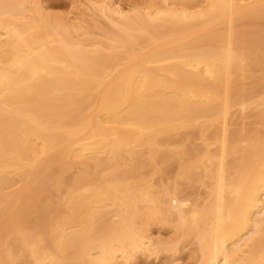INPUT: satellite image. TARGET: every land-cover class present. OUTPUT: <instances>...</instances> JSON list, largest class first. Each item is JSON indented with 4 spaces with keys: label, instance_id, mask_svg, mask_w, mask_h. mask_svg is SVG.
I'll use <instances>...</instances> for the list:
<instances>
[{
    "label": "bare ground",
    "instance_id": "6f19581e",
    "mask_svg": "<svg viewBox=\"0 0 264 264\" xmlns=\"http://www.w3.org/2000/svg\"><path fill=\"white\" fill-rule=\"evenodd\" d=\"M71 6L0 0V264H136L188 238L193 264H264V89L240 81L264 64V0ZM193 127L192 156L174 140ZM175 159L155 193L146 170ZM195 175L200 202L177 181ZM165 188L191 202L186 223L152 204Z\"/></svg>",
    "mask_w": 264,
    "mask_h": 264
},
{
    "label": "rangeland",
    "instance_id": "374dc122",
    "mask_svg": "<svg viewBox=\"0 0 264 264\" xmlns=\"http://www.w3.org/2000/svg\"><path fill=\"white\" fill-rule=\"evenodd\" d=\"M42 3V6L44 7V9L46 10V12L48 14L54 15V16H66L68 14V12H70L72 10V6H71V0H40ZM121 5H124L126 7H130V8H134L137 6H141L142 4H144L146 2V0H117ZM245 29V27H244ZM261 71L256 70L253 73V80L251 82H248L250 80H245V79H240V81L244 84V88L249 90L252 93V96H256L258 97V94L261 90L264 89V64L262 65V67L260 68ZM246 112L249 113V117L248 119H246L244 121V127L245 129L252 133L257 131V129H260L261 131H263L262 128H259V125L256 124L258 120V118L255 116L256 114V110H247ZM234 116H236V112L234 114ZM234 124L238 123L239 120H236L235 118L233 119ZM232 125V124H231ZM242 124L238 123L236 125H232L229 127V131L230 132H234L236 129L239 128V126H241ZM181 132H186L188 134L191 135V139L189 141H184L180 136H175V140H174V147H180L182 145L186 144V147L191 150L194 151L193 155L198 154V150L197 148L199 147V145H201V140H200V128L199 127H193V128H189L186 129L184 131ZM173 149V148H170ZM211 149H213V147H211ZM191 160L188 159V156H184L183 157V161L184 163H189ZM178 166H179V162L175 159V160H171L168 164L165 165V169H166V173L164 175H154L153 169L149 168L148 170H146V173L144 175V177H146L147 179H151L150 183L153 185L154 183H159L160 180H162L163 182L166 183H171L173 180H175L177 174H178ZM112 170V169H110ZM78 171V169H74L71 170L70 172H68L65 177L70 179L74 173H76ZM201 176L199 175V178ZM197 177V175L193 176L190 179H183V180H179L177 179V181H179V183H181L183 186L182 189H184V192L181 194V196H186L187 194L190 195V197L195 198L198 202L201 201V199L204 197V187L202 184V179H199ZM188 187H187V186ZM185 186V188H184ZM154 191L155 193H159L161 192L162 188L160 186H155V184L153 185ZM151 234L154 236V238H156L159 236V238L164 239L166 241H169L173 238V232L172 229L169 227H161L159 224H155L151 227ZM192 239L188 238L185 239L183 242L179 243V246L177 248V255L175 253V255H171L169 254H162L160 255V260L156 259L157 261L153 260V259H146L143 257H139L136 264H170V262L175 259L179 261V264H193V258H189L191 257V250L193 249V245H191L190 241ZM186 243L188 245H186ZM182 247H184L183 249H181ZM180 249V252H179ZM171 256V257H170ZM173 256V257H172ZM170 257V258H169ZM175 257V258H174ZM178 257V258H177ZM174 258V259H173ZM168 262V263H167Z\"/></svg>",
    "mask_w": 264,
    "mask_h": 264
},
{
    "label": "clouds",
    "instance_id": "9594fccd",
    "mask_svg": "<svg viewBox=\"0 0 264 264\" xmlns=\"http://www.w3.org/2000/svg\"><path fill=\"white\" fill-rule=\"evenodd\" d=\"M161 198L166 201L164 207L167 209L169 217H176V220L181 224L187 222L190 215L187 210L191 206V202L189 200H182L179 198L176 191L165 188L160 194V197H151L152 204L158 205ZM191 215H195V213L193 212ZM128 264H130V261Z\"/></svg>",
    "mask_w": 264,
    "mask_h": 264
}]
</instances>
